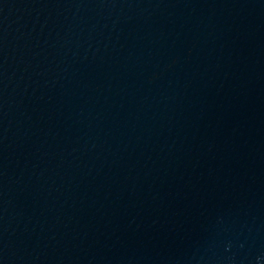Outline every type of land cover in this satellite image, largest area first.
Here are the masks:
<instances>
[{"label": "water", "instance_id": "water-1", "mask_svg": "<svg viewBox=\"0 0 264 264\" xmlns=\"http://www.w3.org/2000/svg\"><path fill=\"white\" fill-rule=\"evenodd\" d=\"M0 264H264V0H0Z\"/></svg>", "mask_w": 264, "mask_h": 264}]
</instances>
